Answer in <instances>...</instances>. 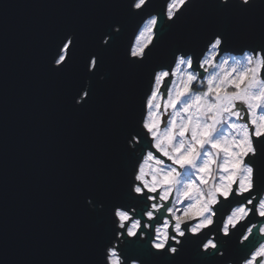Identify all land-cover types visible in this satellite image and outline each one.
<instances>
[{
    "label": "snow or ice",
    "instance_id": "1",
    "mask_svg": "<svg viewBox=\"0 0 264 264\" xmlns=\"http://www.w3.org/2000/svg\"><path fill=\"white\" fill-rule=\"evenodd\" d=\"M152 5H52L88 12L49 27L40 43L41 79L91 125L88 163L65 188L92 241L93 259L76 264H264V0ZM3 34L0 256L9 248Z\"/></svg>",
    "mask_w": 264,
    "mask_h": 264
},
{
    "label": "water",
    "instance_id": "2",
    "mask_svg": "<svg viewBox=\"0 0 264 264\" xmlns=\"http://www.w3.org/2000/svg\"><path fill=\"white\" fill-rule=\"evenodd\" d=\"M86 0H0V141L3 136L4 31L9 77V161L6 222L9 248L4 264H76L91 261L92 241L80 235L65 188L89 160L91 125L87 113L66 110L39 73V48L51 26L86 14L74 5ZM163 0H153L158 10ZM7 5V7H3ZM185 13L174 31L189 19ZM131 30V27L130 29ZM126 42V41H125ZM243 43L237 42V47ZM146 87L141 83L139 95ZM223 205L221 213L228 210ZM5 224L3 155L0 149V233ZM235 239V237H234ZM240 252L233 253L237 261Z\"/></svg>",
    "mask_w": 264,
    "mask_h": 264
},
{
    "label": "rangeland",
    "instance_id": "3",
    "mask_svg": "<svg viewBox=\"0 0 264 264\" xmlns=\"http://www.w3.org/2000/svg\"><path fill=\"white\" fill-rule=\"evenodd\" d=\"M148 170V166H146V171ZM219 178V173H217V179Z\"/></svg>",
    "mask_w": 264,
    "mask_h": 264
}]
</instances>
